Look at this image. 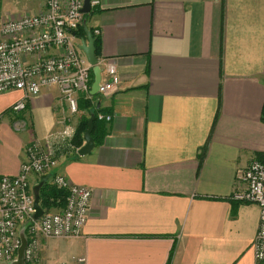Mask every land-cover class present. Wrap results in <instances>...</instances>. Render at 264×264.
<instances>
[{"label": "crops", "instance_id": "obj_1", "mask_svg": "<svg viewBox=\"0 0 264 264\" xmlns=\"http://www.w3.org/2000/svg\"><path fill=\"white\" fill-rule=\"evenodd\" d=\"M95 1L86 22L116 92L79 93L76 115L57 87L20 112L22 91L0 95V177L19 174L34 140L112 117L98 119L91 153L53 171L92 189V208L80 237L41 238L37 264H256L259 207L233 197L264 163V0ZM43 3L0 0V28Z\"/></svg>", "mask_w": 264, "mask_h": 264}, {"label": "built area", "instance_id": "obj_2", "mask_svg": "<svg viewBox=\"0 0 264 264\" xmlns=\"http://www.w3.org/2000/svg\"><path fill=\"white\" fill-rule=\"evenodd\" d=\"M97 4L98 1H91L92 8ZM84 5L85 0H44L39 13L2 24L0 95L12 90L24 93L13 111H23L26 100L51 87L59 89L71 115L79 113V93L91 96L92 66L79 49L81 38L76 35L87 20L82 12ZM92 33L95 38L100 36V31ZM105 73L109 78L106 81L102 78L100 95L119 89L120 76L113 62H106ZM98 119L110 122L112 117L98 115ZM76 133V127L70 122L43 140H34L27 147L26 160L19 174L0 177V263L13 264L17 260L22 245L21 233L28 242L26 264L38 263L42 237L68 239L82 235L94 191L71 183L62 174H53L61 158L78 154L80 149L74 144ZM31 176H36L39 181L51 179V185L66 191L65 208L45 211L39 220H33L36 210ZM239 182L241 188L233 198L256 204L260 210V226L253 249L255 263L264 264V163L252 160L240 175Z\"/></svg>", "mask_w": 264, "mask_h": 264}, {"label": "water", "instance_id": "obj_3", "mask_svg": "<svg viewBox=\"0 0 264 264\" xmlns=\"http://www.w3.org/2000/svg\"><path fill=\"white\" fill-rule=\"evenodd\" d=\"M92 0H85V5L82 10L83 14L88 15L92 11L91 7ZM83 28L85 32V37L80 39L79 49L84 53L86 56L89 64L92 66V72L94 75V80L91 86L90 94L91 96H96L99 94L101 82H102V68L99 64V59L96 55V38L93 36L92 31L88 28L86 20L83 22ZM96 116L93 114L91 115L88 121V127L84 134L85 144L80 148L78 154L83 157L93 151L95 148V139L93 137L94 131V123H95ZM45 180L40 183H37L33 187V196H34V206H35V214L33 216V220H39L45 213V210L42 208L40 203V191L41 188L44 186ZM21 240L22 245L17 253V260L13 264H26L25 262V249L27 247V239L24 233H21Z\"/></svg>", "mask_w": 264, "mask_h": 264}, {"label": "trees", "instance_id": "obj_4", "mask_svg": "<svg viewBox=\"0 0 264 264\" xmlns=\"http://www.w3.org/2000/svg\"><path fill=\"white\" fill-rule=\"evenodd\" d=\"M86 19L88 17V15H85ZM76 35L79 38H83L85 37V32H84V28L83 26H81L79 28L78 31H76ZM96 54L100 49V38L96 37ZM93 79H94V75L93 72H91V84L93 83ZM98 97V95L96 96H90V97H84V100L86 103H90V100H95ZM96 116L95 119V123H94V131L93 134L95 132V126L96 123L98 121V117L96 114H94ZM262 120L264 121V110H263V115H262ZM88 119L86 121H83L80 126L77 128V133H76V137L74 140V144L77 145V147L83 143L84 141V134L87 130L88 127ZM95 139V143L98 145L101 143V140H98L97 138ZM76 156H78V154H75ZM42 181H39V183ZM45 184L44 186L41 188L40 191V203L42 208L46 211V212H51V211H61L65 208L66 206V201H67V192L64 190H60L57 189L55 186L51 185L50 182L44 181Z\"/></svg>", "mask_w": 264, "mask_h": 264}, {"label": "rangeland", "instance_id": "obj_5", "mask_svg": "<svg viewBox=\"0 0 264 264\" xmlns=\"http://www.w3.org/2000/svg\"><path fill=\"white\" fill-rule=\"evenodd\" d=\"M39 261V260H38ZM0 264H2V263H0Z\"/></svg>", "mask_w": 264, "mask_h": 264}]
</instances>
